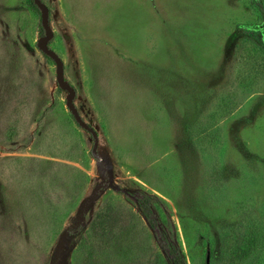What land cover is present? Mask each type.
<instances>
[{
  "label": "rangeland",
  "instance_id": "374dc122",
  "mask_svg": "<svg viewBox=\"0 0 264 264\" xmlns=\"http://www.w3.org/2000/svg\"><path fill=\"white\" fill-rule=\"evenodd\" d=\"M42 1L99 157L0 0V264H264V0Z\"/></svg>",
  "mask_w": 264,
  "mask_h": 264
},
{
  "label": "water",
  "instance_id": "95a60500",
  "mask_svg": "<svg viewBox=\"0 0 264 264\" xmlns=\"http://www.w3.org/2000/svg\"><path fill=\"white\" fill-rule=\"evenodd\" d=\"M35 5L38 7L41 13V25L44 30V35L38 39L37 48H39L46 56L51 58L56 64V79L57 83L62 90H66L68 92L67 95V106L71 110L72 114L76 121L85 129H87L94 138V145L92 149V153L95 157H99L98 154V134L97 132L85 122L81 115L79 114L74 100L76 98V90L64 77V62L60 58V56L51 48H49V44L54 38V31L50 26V9L42 0H33Z\"/></svg>",
  "mask_w": 264,
  "mask_h": 264
},
{
  "label": "trees",
  "instance_id": "16d2710c",
  "mask_svg": "<svg viewBox=\"0 0 264 264\" xmlns=\"http://www.w3.org/2000/svg\"><path fill=\"white\" fill-rule=\"evenodd\" d=\"M33 1V0H32ZM34 3V2H33ZM141 200V205L144 209V212L145 214L148 216V218L150 219L151 221V224L157 228L158 226V221L153 213V209H152V206H151V203H150V200L148 197H145V196H141L140 199ZM101 213H98L95 221L93 222V226L97 229V228H102L101 226V221H100V217H101ZM98 226V227H97ZM163 235L162 234H158V239L160 240V245L162 246V248L164 250H166V252L169 254V256L171 257V260L173 261L174 264H187V262L185 261V258L183 257L182 253L179 252L178 249H172L166 242V240L164 239V237H162ZM248 240V239H247ZM251 241V240H250ZM248 242L249 246L251 247L253 244L255 245V241H251V242ZM255 247V246H254ZM241 251H244V252H248V251H245V249H241ZM238 253V252H237ZM234 263V262H233ZM206 264H209L208 263V260H207V263Z\"/></svg>",
  "mask_w": 264,
  "mask_h": 264
}]
</instances>
